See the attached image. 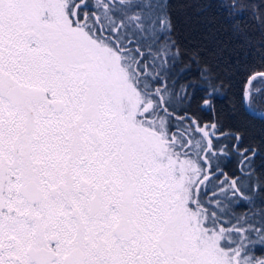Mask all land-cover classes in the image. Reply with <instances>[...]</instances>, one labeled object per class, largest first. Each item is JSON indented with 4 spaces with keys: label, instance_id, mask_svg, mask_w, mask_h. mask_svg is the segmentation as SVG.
I'll use <instances>...</instances> for the list:
<instances>
[{
    "label": "snow or ice",
    "instance_id": "obj_1",
    "mask_svg": "<svg viewBox=\"0 0 264 264\" xmlns=\"http://www.w3.org/2000/svg\"><path fill=\"white\" fill-rule=\"evenodd\" d=\"M220 7L234 35L248 19L264 34V0ZM169 9L0 0V264H264V135L175 114L193 94L169 86ZM200 75L215 114L222 85ZM242 102L264 128V72ZM232 154L238 174L213 168Z\"/></svg>",
    "mask_w": 264,
    "mask_h": 264
},
{
    "label": "trees",
    "instance_id": "obj_2",
    "mask_svg": "<svg viewBox=\"0 0 264 264\" xmlns=\"http://www.w3.org/2000/svg\"><path fill=\"white\" fill-rule=\"evenodd\" d=\"M222 2L223 0H169L174 23L173 38L181 49L169 86L178 92L181 85H188V92L193 94L190 104L181 103L174 98L172 108L175 114L181 115V110L187 104L192 115L202 123L217 119L222 122L224 130L247 129L249 137L259 143L264 135V128L258 119H253L245 110L242 95L248 77L255 72L264 71V34L254 21L248 19L244 35H234L231 28L233 20L220 7ZM204 66L210 69L213 82L222 85L220 91L212 97L215 114L211 108L200 107L207 90V84L200 75ZM252 87L258 88L261 84L255 81ZM238 160L235 154L218 156L214 165L219 163L221 169L232 176L238 174ZM254 164L257 170L264 167V154L255 157ZM244 210L246 208L243 205L237 208V211ZM256 248L254 250L257 254L263 250L259 246Z\"/></svg>",
    "mask_w": 264,
    "mask_h": 264
},
{
    "label": "flooded vegetation",
    "instance_id": "obj_3",
    "mask_svg": "<svg viewBox=\"0 0 264 264\" xmlns=\"http://www.w3.org/2000/svg\"><path fill=\"white\" fill-rule=\"evenodd\" d=\"M188 104V103H187ZM186 104V105H187ZM184 106L183 109L181 110L182 113H181V116L184 115L185 113H187L189 116H193L192 113H191V109L190 108H187V106ZM177 115V114H176ZM177 122L175 120H173V124H176Z\"/></svg>",
    "mask_w": 264,
    "mask_h": 264
},
{
    "label": "rangeland",
    "instance_id": "obj_4",
    "mask_svg": "<svg viewBox=\"0 0 264 264\" xmlns=\"http://www.w3.org/2000/svg\"><path fill=\"white\" fill-rule=\"evenodd\" d=\"M261 72H264V71H261ZM174 120H175V118H174ZM214 161H215V160H214ZM213 168H215L214 162H213ZM254 249H255V248H254ZM254 249H253V251H254V254H255V255H257V256H259V255H264V249L262 250V252H260V253H258V254L255 252ZM256 249H257V248H256ZM258 249H259V248H258Z\"/></svg>",
    "mask_w": 264,
    "mask_h": 264
},
{
    "label": "water",
    "instance_id": "obj_5",
    "mask_svg": "<svg viewBox=\"0 0 264 264\" xmlns=\"http://www.w3.org/2000/svg\"><path fill=\"white\" fill-rule=\"evenodd\" d=\"M256 73V72H255ZM252 75V74H251ZM246 82H247V80H246ZM245 86V85H244ZM243 106H244V108H245V110H246V107H245V105L243 104ZM247 111V110H246Z\"/></svg>",
    "mask_w": 264,
    "mask_h": 264
}]
</instances>
